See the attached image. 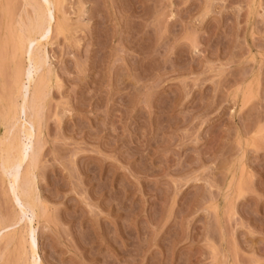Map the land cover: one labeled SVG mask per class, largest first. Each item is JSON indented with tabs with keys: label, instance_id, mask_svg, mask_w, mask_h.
Listing matches in <instances>:
<instances>
[{
	"label": "rangeland",
	"instance_id": "374dc122",
	"mask_svg": "<svg viewBox=\"0 0 264 264\" xmlns=\"http://www.w3.org/2000/svg\"><path fill=\"white\" fill-rule=\"evenodd\" d=\"M22 2L0 0V100ZM55 16L39 217L0 232V264L29 259L30 219L38 264H264V0H57ZM16 202L0 173V227Z\"/></svg>",
	"mask_w": 264,
	"mask_h": 264
},
{
	"label": "bare ground",
	"instance_id": "6f19581e",
	"mask_svg": "<svg viewBox=\"0 0 264 264\" xmlns=\"http://www.w3.org/2000/svg\"><path fill=\"white\" fill-rule=\"evenodd\" d=\"M22 3L31 10V12L28 11L31 14H24L26 17L22 14L23 17L19 16L18 19L16 18L17 15H15L16 20L19 21L15 22L18 24L16 32L9 37L12 52L8 46L6 47L12 53L10 59V89L7 93H4L6 97L4 96L0 100V127L4 129L3 134L0 136V173L5 177L10 195L15 201L21 202L19 205L21 206V215L19 212L17 213L21 218L18 215L16 216L19 218L14 216L15 219L13 217L10 224L0 227V232L20 224L22 215L27 210H31L32 215L35 213L39 217L38 213L34 212V208L39 206L38 202L35 204L37 200L34 197L36 196L34 171L40 147L37 145L38 141H35L37 143L36 146L34 145V149L30 150L32 153H29V147L32 145L33 139L39 140L36 138V134L39 135L38 132L40 130V112H42L40 108L42 107L41 104L44 103V98L47 97H45L46 93H48L50 75L47 71V73L45 72L46 74H43L42 70L46 67L45 63L47 61L44 47L55 23L57 0H23ZM4 10V14L11 15L9 14V9L4 8ZM12 20L15 19L10 21L12 22ZM10 21H8V24ZM22 116L25 117L24 121ZM19 206L17 205L18 208ZM25 228L26 234L25 232L23 233ZM21 231L23 235L20 233V236H18L20 231L18 233L13 232L17 236V240L19 239L18 248L20 246L19 250L22 247L24 252H30L29 255V252H23L22 256L25 255L27 256L26 258L29 256V259L26 260V263L28 261L27 264H38L33 220L30 219ZM27 246H29V250Z\"/></svg>",
	"mask_w": 264,
	"mask_h": 264
}]
</instances>
